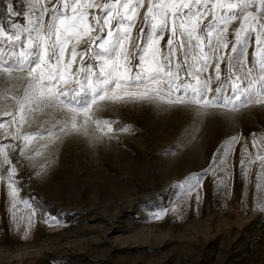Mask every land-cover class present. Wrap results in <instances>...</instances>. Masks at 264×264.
I'll return each mask as SVG.
<instances>
[{
  "label": "rangeland",
  "instance_id": "1",
  "mask_svg": "<svg viewBox=\"0 0 264 264\" xmlns=\"http://www.w3.org/2000/svg\"><path fill=\"white\" fill-rule=\"evenodd\" d=\"M7 2L0 0L5 18ZM12 2L23 12L34 0ZM145 11L140 9L141 18ZM137 23L143 26L142 19ZM234 27L238 23L230 33ZM74 44L68 43L60 62L69 80L80 68V56L71 52ZM253 51L259 56L254 40L249 60ZM213 68L204 75H214ZM225 68L222 64V73ZM5 110L16 112L15 135L36 130L35 123L21 119L14 102L0 98V120L11 119ZM98 116L111 120L116 131L93 123L92 133L68 132L43 156L35 149L47 137L23 141L26 154L12 153L18 165L15 201L9 166L0 156V264H264V174L257 177L255 162L264 154V106L209 109L202 115L194 107L139 102L109 105ZM231 137L239 142L232 144L223 172L219 149ZM214 154L221 156L214 172L224 178L204 177L197 204L178 182L208 169ZM250 154L253 163L242 168L241 160Z\"/></svg>",
  "mask_w": 264,
  "mask_h": 264
},
{
  "label": "snow or ice",
  "instance_id": "2",
  "mask_svg": "<svg viewBox=\"0 0 264 264\" xmlns=\"http://www.w3.org/2000/svg\"><path fill=\"white\" fill-rule=\"evenodd\" d=\"M145 7L141 18L140 9ZM89 9L96 11L89 13ZM6 13L7 18L0 14V98L5 104L14 102L29 126L37 125L21 137L12 131L15 111L5 110L3 115L11 119L0 120L4 130L0 156L9 166L13 201L18 195L14 179L18 165L12 153L26 154L23 141L47 137L35 149L36 155L43 156L68 132L92 133L93 123L97 129L107 125L113 133L112 121L98 116L109 105L167 104L194 107L202 115L209 109L235 112L248 105L264 106V0H34L23 12L8 0ZM140 19L143 26L137 23ZM73 40L71 52L73 58L80 56V68L69 80L60 71V62ZM253 40L259 56L253 51L249 60ZM80 45L86 47L78 51ZM222 64L226 65L223 73ZM213 65L214 75L205 76ZM238 142L231 137L219 149L223 172L228 171V152ZM220 159L214 154L208 169L178 182L181 192L193 195L198 204L204 177L212 173L213 182L224 178L214 172ZM255 162L260 165L259 178L264 174V154H258ZM251 163L250 154L241 160V167Z\"/></svg>",
  "mask_w": 264,
  "mask_h": 264
}]
</instances>
